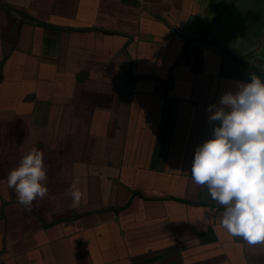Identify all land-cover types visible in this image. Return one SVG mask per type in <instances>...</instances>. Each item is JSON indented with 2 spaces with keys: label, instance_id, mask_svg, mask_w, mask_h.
<instances>
[{
  "label": "crops",
  "instance_id": "0c3cea01",
  "mask_svg": "<svg viewBox=\"0 0 264 264\" xmlns=\"http://www.w3.org/2000/svg\"><path fill=\"white\" fill-rule=\"evenodd\" d=\"M252 75L264 0H0V264H264L191 173ZM33 147L26 212L7 175Z\"/></svg>",
  "mask_w": 264,
  "mask_h": 264
},
{
  "label": "clouds",
  "instance_id": "9594fccd",
  "mask_svg": "<svg viewBox=\"0 0 264 264\" xmlns=\"http://www.w3.org/2000/svg\"><path fill=\"white\" fill-rule=\"evenodd\" d=\"M236 91L224 93L210 105L212 139L198 146L191 169L198 186L223 206L222 227L249 245L264 243V81L236 82ZM44 154L33 147L7 175L17 204L31 212L33 202L48 194ZM74 180L69 188L72 207H79L83 193Z\"/></svg>",
  "mask_w": 264,
  "mask_h": 264
}]
</instances>
